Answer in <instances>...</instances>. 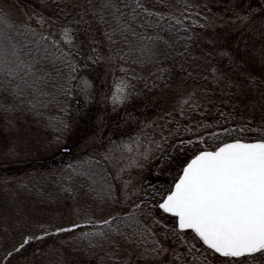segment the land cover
I'll list each match as a JSON object with an SVG mask.
<instances>
[{"label":"snow or ice","instance_id":"1","mask_svg":"<svg viewBox=\"0 0 264 264\" xmlns=\"http://www.w3.org/2000/svg\"><path fill=\"white\" fill-rule=\"evenodd\" d=\"M160 7L170 11L157 10L146 0H86L87 11L81 8L77 21L56 18L54 24L49 23L52 17L35 12L18 23L0 14V111L22 110L43 117L41 109L55 105L58 115L46 123L62 133L69 126L64 115L69 106L62 98L72 97L76 90L92 97V81L81 75L90 67L103 63L113 69L114 86L107 97L113 107L128 102L136 87L133 81H148L149 77L170 80L173 68L168 61L183 70L194 26L203 25L196 19L187 22L184 13L191 4L177 6L164 0ZM253 11L249 5L237 19L249 21ZM93 21L100 27H92ZM45 24L47 31L43 30ZM74 24L86 26L83 40L78 39L80 32ZM177 57L181 58L179 64ZM115 68L122 77H116ZM137 68L151 71L145 75ZM207 71L210 75L206 78L219 84L221 91L230 93L234 85L240 87L214 65ZM202 105L206 108L209 102L186 92L176 96L174 107L164 116L172 119L176 112L184 118L186 111H199ZM219 115L223 118L225 113ZM157 119L163 117L140 123L147 128ZM233 119L229 114L228 120ZM189 120L191 126L177 122L171 133L161 129L159 141L141 140L144 133L137 129L135 140L113 143L102 161L91 157L69 164L72 172L90 181L89 190L95 192L98 202L95 208L88 205L82 215L77 209L76 221L63 227L40 225L38 235H22L0 259L8 264L30 241L72 232L61 243L82 246L84 252L97 256V264H264V117L256 136L248 135L251 126L246 123L232 122L225 127L222 119ZM181 128L190 137L179 141L187 151L182 152L171 182L155 194L154 202L139 198L140 189L123 179V168L113 163L117 171L112 177L100 167L103 160L113 162L114 151H119L121 158H127V151L132 161L137 156L147 157L154 143L160 144ZM91 166L99 171L93 173ZM126 167H131V162ZM113 179L122 181V186L113 184ZM164 215L171 217L170 224H165ZM158 227L163 228L162 234L154 231ZM197 244L203 252L189 259ZM182 245L186 246L183 251ZM57 264L67 262L61 258Z\"/></svg>","mask_w":264,"mask_h":264},{"label":"rangeland","instance_id":"2","mask_svg":"<svg viewBox=\"0 0 264 264\" xmlns=\"http://www.w3.org/2000/svg\"><path fill=\"white\" fill-rule=\"evenodd\" d=\"M199 1L168 0L177 6L187 2L194 7ZM203 1L210 5L213 3L211 0ZM259 1L264 3V0ZM146 2L157 10L170 11L167 8L161 9L164 0ZM81 8L87 11L81 1L61 0L60 19L77 21ZM252 8L254 11L251 19L241 23L237 17H242L248 9L243 13L231 11L227 14L225 9L211 7L203 27L195 33L196 44L188 53L183 70L178 66L173 67V75L167 81L152 77L148 81H133L136 87L131 98L118 107H113L107 99L114 86L113 69L103 63L90 67L83 75L92 81V97H85L77 91L85 104L88 123L70 145L51 140L44 130L28 125L24 119H11V127L6 128L8 132L0 130V256L14 241H19L22 235L33 232L38 235L40 225L56 224L63 227L68 222L76 221L77 209H81V215L88 205L94 209L96 201L81 181L66 174V166L81 158L85 151L102 160V155L113 143L119 145L129 139L135 140L137 129L144 133L141 140L148 137L159 141L161 129L171 133L174 128L164 113L174 107L176 96L194 92L200 101L228 102L238 106L246 117L261 122L264 117V11L258 7ZM0 9L12 21L20 22L26 21L27 15L32 12L49 17L52 5L36 0H0ZM73 26L79 29L78 39L83 40L86 26ZM92 27L100 26L93 21ZM84 47L87 50V44ZM213 65L226 77L240 84V87L234 85L230 93L221 91L219 84H213L211 79L206 78L210 75L207 69ZM136 71H143L147 75L151 69L137 68ZM115 75L119 78L123 74L119 68H115ZM250 76L255 77V80L250 82ZM153 117L163 119H157L155 125L147 128L140 123L141 120H152ZM165 123L168 124L166 129ZM173 134L160 144L154 143L147 157L137 156L132 161L127 151V158H121L120 152L114 151L113 162H103L108 165L113 177L117 171L113 163L123 168V179L140 189L138 195H141L152 170L157 169L159 153ZM130 162L131 167H126ZM114 184L122 186V181L114 179ZM69 188L72 190L69 191ZM71 235L72 232L50 234L33 240L27 256L13 257L8 264H57L61 258L67 264H97V256L85 254L82 246L72 242L61 243ZM202 252L203 249L196 245L193 255L188 258L194 259ZM208 259L211 260L212 256L208 255ZM0 264H4L2 259Z\"/></svg>","mask_w":264,"mask_h":264},{"label":"trees","instance_id":"3","mask_svg":"<svg viewBox=\"0 0 264 264\" xmlns=\"http://www.w3.org/2000/svg\"><path fill=\"white\" fill-rule=\"evenodd\" d=\"M39 2L45 1L46 3H50L52 5L51 14L49 17H52V20L49 21V23L54 24L56 22V18L60 19V1L61 0H36ZM81 1L84 5H86V0H78ZM213 3L208 4L207 2L200 0L198 2L199 7H192L189 8L184 14L185 16L189 17V20L187 22H191V19H196L200 21V25H203L204 22H206L207 16L209 13H211L210 9L211 7L214 9H225V12L227 14L233 12L237 13H243L248 9V6L251 5V7H258L261 8V2L259 0H211ZM183 4L187 5L189 3L184 2ZM0 14H5L2 9H0ZM61 20V19H60ZM13 23H18L14 22ZM34 28H37L39 31L40 29L37 27L35 23L32 25ZM202 27L194 26V33H196L199 29ZM45 31L49 30L48 24H45L44 29ZM18 40H23V37L17 36ZM196 44V34L194 35V38L190 45L187 46V51L185 57H183V64L187 62L188 59V53L191 51V49L194 48ZM181 58L177 57L176 63L178 64L180 62ZM169 66L172 68L175 67L173 65L172 61H168ZM83 75V73H81ZM51 90V89H50ZM78 90L75 91V94L72 97L62 98L65 99V102L68 104V109L64 113V115L67 118L68 121V128L63 131L62 133L57 132L55 128L48 126L46 121H48L49 117H55L58 115L59 109L57 106L52 105L47 110L41 109V111L44 113L43 117L36 116L34 113L31 112H24L22 110L17 111H10L7 114H5L3 111H0V130L8 132L6 129L7 127H11V119H24L28 125L39 128L41 130H44L48 137L51 138V140H54L56 142H62L66 145H70L69 143L74 141V138L82 133V128L87 125L88 119H86V112L84 111L85 104L82 101V98L79 96ZM63 105H60V108H62ZM203 113V115H201ZM219 113H225V116L223 118L220 117ZM231 114V116L234 118L233 120H228V115ZM189 117H191V120L193 121H213L215 119H222L223 126L227 127L228 123H246L251 126V131L248 132V135L256 136L259 134L258 129L260 128V121L257 119H250L246 117L239 109L238 106L228 103V102H216V103H209L208 107H200L199 111H193L191 113H186L184 118H180L178 113L173 112L172 113V119H169L168 117H165L168 119V123L171 126L176 127V123H180L181 125H189L190 120ZM9 119V121H8ZM176 120V121H175ZM56 137H60L59 139H56ZM190 138L188 134L183 133V128L180 129L179 132H176L173 134V136L170 138V140L165 144L163 150L159 153L157 157V169L152 170L153 173L151 177L149 178V181L146 183L143 194L139 195V198L141 200L148 199L150 202H154V196L157 192H159L162 188H167L169 183L171 182L173 178V174L176 171V164L178 163L179 159H182V152H186L187 148L186 146H183L179 143V141L185 140ZM74 143V142H73ZM91 157H95L97 161H102L99 157L97 158L94 156V154L89 153L87 151L83 152V155L80 159H88ZM61 165V163H58ZM73 164V163H71ZM54 163H52V166ZM100 167L107 173H110V168L108 165H105L104 162L100 165ZM66 170L72 178H75L79 181H81L84 184V187L86 191L89 193V195L97 202L95 192L89 190L90 181L87 177L82 176L79 174V172H72L68 165L66 166ZM91 171L97 172L99 171L98 168L95 166H91ZM103 174V173H101ZM111 176L113 177L112 173ZM94 179H97V177H93ZM112 183L114 184V179L112 180ZM160 218L159 216L157 217ZM165 224H170L171 217L168 215L163 216ZM154 231H158L159 233H163V228L158 227L154 229ZM171 239V238H169ZM34 241H30L25 247L26 250H23L21 253L15 255L14 257H25L29 253L31 247L33 245ZM199 245V244H197ZM176 246V245H172ZM200 246V245H199ZM29 247V248H28ZM186 246H181V249H184ZM85 254H89L84 252ZM12 259V258H11ZM257 260H259V257H257Z\"/></svg>","mask_w":264,"mask_h":264}]
</instances>
